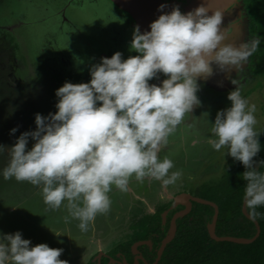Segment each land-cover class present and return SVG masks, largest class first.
Masks as SVG:
<instances>
[{
    "label": "clouds",
    "instance_id": "clouds-1",
    "mask_svg": "<svg viewBox=\"0 0 264 264\" xmlns=\"http://www.w3.org/2000/svg\"><path fill=\"white\" fill-rule=\"evenodd\" d=\"M237 2L221 9L202 0L187 12L178 6L163 12L167 5L160 4L161 14L150 30L134 26L129 50L136 55L122 58L116 51L101 57L89 68L88 82L65 81L55 90L54 113H35L34 130L21 132L7 149L0 144V156L7 157L0 176L37 187L43 203L52 210L66 209L65 220H78L81 232L88 231L98 213L109 210L112 186L127 192L130 178L142 182L149 177L166 192L181 173L170 171L173 161L159 153L201 104L198 81L214 74L213 65L219 72L235 69L239 74L260 43L252 36L225 42L239 23L222 22ZM161 73L166 78L159 85L149 83ZM231 83L236 85L227 94L231 105L217 111L206 142L217 151L226 146L227 154L247 169L243 202L255 221L261 215L257 207L264 205V174L253 168L260 151L254 130L257 108L241 95L238 79ZM17 130L13 127L9 134ZM29 138L34 141L30 148ZM62 251L47 243L32 245L19 230L0 232V264H68L59 259Z\"/></svg>",
    "mask_w": 264,
    "mask_h": 264
},
{
    "label": "rangeland",
    "instance_id": "rangeland-1",
    "mask_svg": "<svg viewBox=\"0 0 264 264\" xmlns=\"http://www.w3.org/2000/svg\"><path fill=\"white\" fill-rule=\"evenodd\" d=\"M202 0H0V144L10 147L21 132L34 130L35 113L55 112V90L65 81L88 82L89 68L101 57L116 51L122 58L136 55L130 51L135 25L141 32L162 11L178 6L187 12ZM212 8H225L232 0H207ZM245 0L225 14L223 25L239 23L229 42L250 38V18ZM243 24V25H242ZM242 27V29H241ZM254 37V36H252ZM234 38V39H233ZM238 38V39H236ZM249 56L240 73L219 72L200 79L197 93L201 104L194 106L184 122L169 137L168 145L159 156L167 155L174 163L170 171L181 176L174 185L161 193L159 181L145 177L138 182L129 179V190L111 187L110 208L98 213L88 231L81 232L78 220H65L67 210H52L43 203L39 189L27 181L0 176V232L21 231L22 238L32 245L47 243L63 249L59 259L68 264H89L99 252L107 254L118 243L129 239L130 224L145 214L168 205L180 193L196 195L205 186L216 184L233 164L226 146L213 150L206 142L208 128L218 110L231 105L227 94L238 79L241 95L256 105V132L264 129V77L255 73V62ZM166 78L159 74L149 83L160 84ZM207 113V114H206ZM209 122V123H208ZM15 134L9 130L17 127ZM34 141L29 138L28 148ZM7 163L6 153L0 156V168ZM170 209V208H169Z\"/></svg>",
    "mask_w": 264,
    "mask_h": 264
},
{
    "label": "trees",
    "instance_id": "trees-1",
    "mask_svg": "<svg viewBox=\"0 0 264 264\" xmlns=\"http://www.w3.org/2000/svg\"><path fill=\"white\" fill-rule=\"evenodd\" d=\"M245 5L250 18L251 35L260 39L258 47L251 56L256 65L254 72L264 77V0H245ZM257 134L260 151L253 157V168L264 174V163H261L264 161V129ZM255 165H258V168ZM246 170L241 162L234 160L216 184L199 189L195 195L214 202L219 207L216 224V234L219 237L252 239L257 233L254 221L243 213V193L247 182L242 174ZM171 205L172 202L159 206L155 209V213L145 214L132 222L129 239L112 248L108 255L114 258L115 254L122 250L129 257L132 243L151 240L152 249L148 246L140 249L147 254L149 261H153L160 241L167 234L170 218L175 211H171L165 223L161 214ZM256 210L261 213L256 219L261 233L254 242L249 244L217 242L210 237L207 229V225L213 219L214 208L193 203L190 214L177 221L176 236L167 245L159 264H264V205L258 206ZM108 260V257H103L100 264H106Z\"/></svg>",
    "mask_w": 264,
    "mask_h": 264
},
{
    "label": "water",
    "instance_id": "water-1",
    "mask_svg": "<svg viewBox=\"0 0 264 264\" xmlns=\"http://www.w3.org/2000/svg\"><path fill=\"white\" fill-rule=\"evenodd\" d=\"M255 166H256V168H258V165H255ZM193 203L209 205V206L214 208V211H215L214 216H213L212 221L207 225V229H208V233H209L210 237L217 242H232V243H236V244H249V243L254 242L260 236L261 228H260L259 223L256 220L254 221V223H255L256 228H257V233L252 239H240V238H235V237H231V236H222V237L217 236L216 224H217L218 215H219V207L214 202H211L209 200H205L203 198L191 195L189 193H180L172 199L171 210H175L179 207H182V209L177 211L173 215V217L171 218L168 233L160 244V247L157 251V257H156L153 264H158L159 261L161 260L163 252L166 249L167 245H169L176 236L177 221L186 217L188 214H190V212L192 211V208H193ZM243 213L249 218L246 207H244V203H243ZM166 215H167V213L164 214V216H163L164 221H166ZM143 244L151 245V243L149 241H140V242H137L134 244V249L137 246H140ZM103 256H106V254L103 252H99L94 259V261H96L95 264H100ZM110 262L112 264H115L114 259H111ZM123 264H128V263L126 261H124ZM136 264H138V262H136ZM144 264H148V263L144 261Z\"/></svg>",
    "mask_w": 264,
    "mask_h": 264
},
{
    "label": "flooded vegetation",
    "instance_id": "flooded-vegetation-1",
    "mask_svg": "<svg viewBox=\"0 0 264 264\" xmlns=\"http://www.w3.org/2000/svg\"><path fill=\"white\" fill-rule=\"evenodd\" d=\"M194 196H195V195H194ZM181 209H182V207H179V208H177V209H175V210H171V206H170V209L166 210L165 212H163V213L161 214L162 219H163L164 214L167 213V215H166V220H167V218L169 217L171 211H175V212L173 213V215H174L177 211H179V210H181ZM154 213H155V211H154ZM152 214H153V213H152ZM173 215L171 216V218L173 217ZM171 218H170V221H171ZM170 221H169V226H170ZM163 222L165 223L166 221L163 220ZM168 230H169V227H168ZM168 230H167V233H168ZM166 235H167V234H166ZM166 235H165V236H166ZM164 238H165V237H163L162 240H163ZM127 240H128V239H127ZM127 240L122 241V242L118 243L117 245H120V244L126 242ZM162 240L160 241V244H161ZM145 241H149V242L151 243V245L143 244V245L137 246V247L134 249V244L137 243V242H140V241H137V242L132 243V244L130 245V256H129V257H128V255H127L124 251H122V250L118 251V252L115 254V257H114V258H113V257H110V256L108 255V253H107L106 256H103V257H108V258H109V260H108V262H107L106 264H112V263L110 262L111 259H114V260H115V264H123L124 261H126L128 264H136V262H138V264H144V261L147 262L148 264H153L154 261H155V259H156V257H157V251H158V249H159V247H160V244H159V247H158L157 250H156V257L154 258L153 261H149L147 254H146L143 250H141L140 248L143 247V246H148L150 249H152V248H153V243H152L151 240H145ZM117 245H116V246H117ZM96 256H97V255H96ZM103 257H102V258H103ZM161 258H162V257H161ZM159 262H160V261H159ZM95 263H96V261L93 262V264H95ZM158 264H159V263H158Z\"/></svg>",
    "mask_w": 264,
    "mask_h": 264
},
{
    "label": "bare ground",
    "instance_id": "bare-ground-1",
    "mask_svg": "<svg viewBox=\"0 0 264 264\" xmlns=\"http://www.w3.org/2000/svg\"><path fill=\"white\" fill-rule=\"evenodd\" d=\"M212 1H213V0H210V3H211ZM246 13H247V12H246ZM242 25H243V24H242ZM241 29H242V27H241ZM231 36H232V35H231ZM228 37H229V36H228ZM228 37H227V39H226V41H225L226 43L229 42V40H230V38H228ZM233 39H234V38H233ZM236 39H238V38H236ZM235 41H236V40H235ZM235 41H234V42H235ZM232 42H233V40H232Z\"/></svg>",
    "mask_w": 264,
    "mask_h": 264
}]
</instances>
